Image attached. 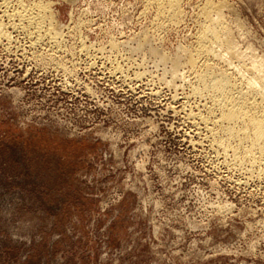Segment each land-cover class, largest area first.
<instances>
[{"label":"rangeland","instance_id":"obj_1","mask_svg":"<svg viewBox=\"0 0 264 264\" xmlns=\"http://www.w3.org/2000/svg\"><path fill=\"white\" fill-rule=\"evenodd\" d=\"M40 1L55 41L17 21ZM206 1L242 54L208 63L246 92L264 0H181L176 21L147 0H0V264H264L263 162L220 145L186 65Z\"/></svg>","mask_w":264,"mask_h":264},{"label":"bare ground","instance_id":"obj_2","mask_svg":"<svg viewBox=\"0 0 264 264\" xmlns=\"http://www.w3.org/2000/svg\"><path fill=\"white\" fill-rule=\"evenodd\" d=\"M22 1L23 0H21V2ZM179 1L181 0H147L149 4L156 5L155 8H157L156 11L158 12L157 14L159 17H162V18L168 17L170 21L171 20L176 21L179 17V10H178ZM44 3L45 2L42 3V1H40V2H35L32 4L28 3L29 5L23 6L22 5L23 2H22L21 4L23 6L21 8L22 10L17 11L16 16L19 19L17 21H20L21 23L20 25H22L21 27H24L27 30L30 29L33 32L38 33V35L43 33L44 35L49 36V38L51 39L53 38V40L55 41L54 38L59 33L57 31L59 27L56 26V24L54 23L52 13H50L51 11H49L47 4H44ZM48 3H51V2H48ZM4 5H6V3ZM219 10H220L219 7L214 6V4L212 5L211 3H209V1L205 2L203 9H202V14H200L203 17L202 18L203 25L201 23L202 29L197 35L198 36L197 37V40H198L197 49L195 50L194 54L193 53L190 54V57L188 58L186 57V59H188L186 60L187 61L186 65L188 64L190 68H196L199 65H203V70H201V73L198 74L197 82L199 83L198 86H200L201 89L211 94L212 103H213L211 104L218 111V115H216L217 118L214 117L213 119L215 120H213V122H210V123L212 124V127L214 128L218 127V129L219 128L221 129L220 131H221L223 138L219 140L220 145L227 148L231 146L230 141L237 140V143H238L236 144L237 147L235 146L236 148L235 149L233 148V152L235 151L234 154L240 153L241 155H243V158H247L251 160V162L252 160L254 162L255 158L259 157L261 159L259 160L262 161L264 165V61H261L262 63L259 60H258L259 62H254L253 60L251 62L249 61L250 64H249L248 70L252 72L253 77H251V79L249 77V80H247L246 92L237 91L235 84L225 73L223 72L221 73L219 71L217 72L215 71L214 68L211 67V65L208 63L209 59L211 60L217 57L218 59L219 57H222L220 59H223V57L225 58L228 57L230 59H238L239 55H242V54L237 55L238 51H236V48H235L236 46L232 40L229 30L227 27L223 25L220 19L221 15L219 12L221 10L220 11ZM144 39H147V38H144ZM140 40H143V39H140ZM146 45H142V46H144L145 48ZM138 46L140 47V45ZM147 47L149 48V46ZM155 51L159 53L157 50ZM156 52H154L153 49L151 50V54L155 53L156 55L157 54ZM247 57L243 55L242 58H247ZM200 58H204L205 60L204 59L203 60L205 62L203 63L202 61V64H199ZM248 58L249 60L252 59V58L250 59V57ZM160 59H163V58H160ZM176 59L178 60V58ZM238 60L240 61L241 59H238ZM174 61L175 60H173L172 62ZM247 61L248 60H246L245 62L247 63ZM178 64L180 65V63ZM175 67L176 65L172 67V69H174L172 70L173 73L175 70H177L176 69L177 67L176 68ZM175 74L177 73L173 74L174 78H175ZM252 74L250 75L252 76ZM173 76H172V79H174ZM257 96L258 98H256ZM247 142L249 143V146L245 147ZM255 155H257L258 157H255Z\"/></svg>","mask_w":264,"mask_h":264}]
</instances>
